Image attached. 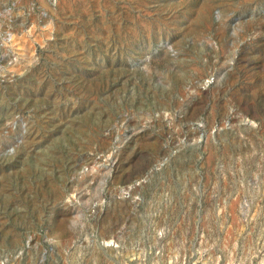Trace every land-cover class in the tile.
Segmentation results:
<instances>
[{"label": "rangeland", "instance_id": "obj_1", "mask_svg": "<svg viewBox=\"0 0 264 264\" xmlns=\"http://www.w3.org/2000/svg\"><path fill=\"white\" fill-rule=\"evenodd\" d=\"M0 264H264V0H0Z\"/></svg>", "mask_w": 264, "mask_h": 264}]
</instances>
